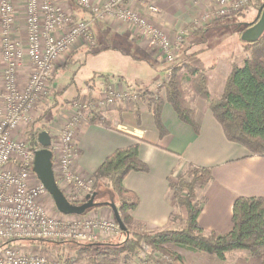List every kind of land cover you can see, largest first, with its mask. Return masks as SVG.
<instances>
[{"label": "crops", "instance_id": "0c3cea01", "mask_svg": "<svg viewBox=\"0 0 264 264\" xmlns=\"http://www.w3.org/2000/svg\"><path fill=\"white\" fill-rule=\"evenodd\" d=\"M88 1L96 5L107 0ZM256 1L249 0L250 5L239 14L224 19L215 18L216 7L210 0L126 2L123 5L124 8L144 15L148 23L161 30L170 41L173 42L177 35H181L176 59L174 63L167 64L155 57V50L130 25L111 17L96 20L88 10L78 7L76 0H55L57 6L64 12L89 22L94 46L88 48L79 43L73 48L74 51L70 57L72 66L68 71L65 70L66 68H61L62 70L56 73L54 88L59 87L60 91H65L70 86L69 90L63 92L64 95L70 94L72 82L64 80L69 77L76 81L77 90L80 91L76 92L74 97L79 95L89 107L85 117L87 116L88 119L91 117L90 113H95L107 124V126L91 125L86 120L75 131L74 140L77 150L73 165L74 172L81 179L86 180L93 176L97 168L113 152L138 144L139 159L147 166L148 171L129 173L123 181L124 189L137 199V206L131 212V218L137 225L136 231L153 234L179 228L176 224L168 223L174 208L168 180L175 181L186 171L188 165L211 169V180L205 186L196 188V195L201 200V213L197 224L205 235L212 232L224 235L231 230L232 206L237 198L258 197L264 200V157L251 156L243 147L228 142L220 125L203 101L198 98L191 100L195 112L194 121L199 128L198 134L180 122L172 107L165 104L160 114L161 122L167 131V135L163 138L159 137L147 106V101L153 95L163 92V90H155V83L165 79L168 73L172 77L171 68L182 64L195 66L204 71L210 94L216 97L221 96L232 65L235 64L239 68L243 65L245 54L240 36L255 22L258 11ZM12 2L16 12L12 38L19 41L24 33L25 0H12ZM150 4L156 5L159 9L157 15L148 13L147 7ZM107 45L116 51L124 49L127 55L133 57L135 60L133 66L139 72L137 80L141 88H131L125 80L111 79L107 74L96 72L93 76L85 74L81 78V73L74 71V69L81 71L82 63L85 64L84 53H94L101 47L105 49ZM235 52L239 55L234 56ZM143 63L154 67L153 70L159 65L163 71L160 78L150 80ZM57 67L60 68V66ZM30 69L31 65L28 63H24L20 68V86L23 87L24 77L31 72ZM2 70L0 50V90ZM60 71L62 73L58 74ZM70 74L74 76L71 77ZM89 81V87L86 88L85 83ZM108 88L115 91L135 92L137 98L131 104L123 106L106 105L103 99ZM88 98L93 99V102L88 104ZM49 137L53 160L56 145L53 137L50 135ZM180 213L184 220L185 211L181 210ZM76 218L97 221L114 220L113 212L109 207L93 209L81 217L64 216L66 220ZM121 236L122 234L115 237L107 236L100 238V242L116 240Z\"/></svg>", "mask_w": 264, "mask_h": 264}, {"label": "built area", "instance_id": "2783aa9c", "mask_svg": "<svg viewBox=\"0 0 264 264\" xmlns=\"http://www.w3.org/2000/svg\"><path fill=\"white\" fill-rule=\"evenodd\" d=\"M128 1L135 0H107L96 5L88 0H76V4L88 10L96 20L111 17L130 25L155 50L157 59L167 64L174 63L181 35H177L173 42L170 41L161 30L148 23L144 15L124 8L123 5ZM210 1L216 7V19L235 16L250 5L249 0ZM147 11L152 15L159 13L153 4L148 5ZM15 13L12 0H0V50L3 65L0 90V264H62L61 260H50L36 253L34 245L30 243H97L101 241L100 238L118 236L120 229L114 220H66L62 215L53 218L44 206L47 192L32 171L34 152L38 148H30L17 135H20V124L46 94L57 61L67 57L79 43L88 48L93 47V33L88 21L64 12L55 0H25L23 27L26 43L23 45L12 38ZM24 59L29 61L32 71L26 84L21 87L19 69ZM170 78L171 74L168 73L165 79L155 83V89L167 84ZM105 94L103 102L109 106L122 105L136 99L135 92L129 90L115 91L108 88ZM73 108L77 111L66 127L67 130L60 135L57 170L54 168L56 159L52 160L57 186L61 184L68 187L69 192L72 189L83 190L85 186V180L73 168L77 150L73 128L84 119L82 112H88L89 107L81 103L73 105ZM60 190L69 201L63 189ZM17 242H28L29 249L16 246ZM138 250L135 255L140 264H151L158 260L156 253H151L144 243Z\"/></svg>", "mask_w": 264, "mask_h": 264}, {"label": "trees", "instance_id": "16d2710c", "mask_svg": "<svg viewBox=\"0 0 264 264\" xmlns=\"http://www.w3.org/2000/svg\"><path fill=\"white\" fill-rule=\"evenodd\" d=\"M264 0H257V10ZM245 59L242 67L232 65L221 96H212L207 87L204 71L186 65L171 68L172 77L161 89L164 97H151L147 106L152 114L154 126L160 138L167 135L160 114L163 106L169 104L180 122L189 126L195 134L199 128L194 121V110L189 98H198L206 104L213 118L220 125L224 137L230 143L243 147L251 156L264 157V34L253 44L243 43ZM186 86V87H185ZM93 99L88 100V104ZM88 124L107 126L104 119L90 113ZM40 132L30 131L28 143L38 148L37 136ZM139 145L118 149L109 155L94 172L92 179L96 190L95 203L101 207L114 204L125 231L122 243L97 242L75 244V259H66L62 264H118L121 254L131 256L144 243L151 250L165 251L175 247L190 253L207 254L218 261H224L227 254L235 251L247 252L257 264H264V200L258 197H240L232 206L231 230L224 235L212 232L205 235L197 224L201 207L196 201V188L205 186L211 180V169L188 165L186 171L175 181L168 180V188L173 195L174 208L168 223L178 224L177 230H165L153 234L132 231L135 225L131 212L137 206V199L123 187L129 173H146L148 168L138 156ZM98 189V190H97ZM99 207V208H101ZM181 210L186 218H181ZM87 211L84 215H86ZM83 215V216H84ZM43 245L42 242H31ZM66 243H55L64 245ZM174 264H181L178 254L170 253ZM125 258L122 263H127Z\"/></svg>", "mask_w": 264, "mask_h": 264}, {"label": "rangeland", "instance_id": "374dc122", "mask_svg": "<svg viewBox=\"0 0 264 264\" xmlns=\"http://www.w3.org/2000/svg\"><path fill=\"white\" fill-rule=\"evenodd\" d=\"M19 41L23 45L26 43V31H25V29H24L23 36L20 37ZM73 51H74V49L71 50L70 54H68L67 57H65V58L62 57V59H59L57 61V63L54 66L53 80H50V82L48 83L46 94L38 100L34 109L28 113L26 120L20 124L18 133L20 135L21 134H23V135H21V136L17 135L18 139L21 141H25L28 146H29L28 135H29L30 131H33V132L45 131L51 137H53L54 144L56 145L55 146L56 162L54 165V168L56 170H57V161H58V158L60 156L59 150H58V148L60 146V135L63 131L67 130L68 124L71 122L72 117L75 115V112L78 109V107H77V109L75 110L73 108V105L76 104L78 106L81 103H86L85 101H83V99H80L79 95L74 97V94L76 92L79 93L80 90H77L78 86L76 87V85H77L76 81H73L69 77H68V79L66 78L64 81L72 82L70 94L64 95L65 91L69 90L70 86H68L65 91H60L59 87L54 88V83L56 82V77H57L56 73L61 68H63V69L66 68L65 70H67V71L71 68L72 60L70 59V57L73 54ZM177 51H178V47H177ZM234 54H235L234 56L239 55V53L237 54L236 52ZM175 58H176V55H175ZM83 59L85 61V64L82 63L81 71L74 69V71H76V73L78 71H79V73H81L80 74L81 78L84 77L85 74L93 76L96 72H99V73H102L104 75H106V74L109 75V78H111V79H113V78L119 79V80L123 79L126 81L128 86L131 88L133 87V88L138 89V88L142 87L137 80V76H138L139 72H138L137 68H135L133 66L135 60L133 59V57L131 55H127V53L124 49H121L120 51H116V50L110 49V47L107 45L105 47V49L103 47H101V49H97V51L94 53H90V54L84 53ZM24 63H28L30 65V63L27 59L23 60V65H24ZM57 66H60V68ZM143 66L146 69L145 71H146L148 77L151 78L150 80H153L154 78L159 79L163 73V71L161 70V67L159 65L155 68V70H153L154 67H150L147 64L143 63ZM180 67H181V69H183V71H186V68L185 69L183 68V67H186V65L182 64ZM193 67L196 68L195 66H193ZM30 70L32 71V67ZM30 73L27 75V77H24L23 86L26 84V82L30 76ZM60 73H62V72L60 71L58 74H60ZM74 74H72V75L70 74L71 77H73ZM52 83H53V85H52ZM89 83H90V81L85 83L86 88L89 87ZM56 84H58V82ZM57 86H59V85H57ZM158 90L160 91L163 89L160 88ZM164 95H165V92L163 90L162 94H160V92H158L157 94L153 95L152 98L156 97V96L164 97ZM192 98H194V97H192V95H191L189 100L191 101ZM131 102H127L125 104H131ZM123 105L124 104H122L120 106H123ZM86 113L87 112H82L84 119L80 120L79 123L73 128L74 136L76 133L75 131H77L79 126L86 122V120H87V116L85 117ZM60 121H62V123ZM147 140H149L148 137H147ZM73 145H74V142H73ZM30 148H32V147H30ZM33 148H36V147H33ZM75 148H76V146H75ZM176 157H178V156H176ZM179 158H180V156H179ZM56 176H58L57 171H56ZM84 184H85L84 189L79 190V191L72 189L69 192L68 187H65L61 184H58V187H59V189H61V188L63 189L64 194H66L68 196L70 202H73L74 204L79 205V204L84 202L86 195H89L96 190L95 182L92 179V176L90 178L88 177V179L84 181ZM195 195H196V191H195ZM196 201H198L199 204L201 202V200L198 198L197 195H196ZM44 206L46 208V211L50 215H52L53 218H60V214L56 211L54 204H53V201L48 194L46 196ZM176 225L178 226V224H176ZM129 228L132 231L137 230V225H130ZM141 232H144V231H141ZM121 233L122 232L120 231V234ZM124 239H125V237H124V235H122L121 237H119L116 240H108V241L109 242L112 241L111 243L118 244V243H122ZM104 242H107V241H104ZM42 243H44V242H42ZM75 244H77V243L67 242L64 245H55V244H50V243H44L43 245H34L33 247L36 249L35 250L36 253H41V254L45 255L50 260L57 259V260L64 261L66 259H75L76 254H75L74 249L72 248L73 245H75ZM15 245L19 246L23 249H29L28 248V245H29L28 242H17V243H15ZM138 251L139 250H137V252ZM135 253L131 256V259L129 258L130 257L129 255L121 254L120 256H118V262L119 263L123 262V260H125V258H127L128 264H140L139 260L136 259ZM153 253H156L155 255H156L158 260L154 261V263H151V264H174L172 257L170 256V253H175V254L179 253L178 255L182 259L181 264H257V262L255 260H253L251 258V256L245 251H235V252L229 253L226 255L224 261H218L215 257L209 256L207 254L190 253L188 251L180 250V249H177L175 247H170V246L166 247L165 251H155ZM80 264H85V262H81Z\"/></svg>", "mask_w": 264, "mask_h": 264}, {"label": "water", "instance_id": "95a60500", "mask_svg": "<svg viewBox=\"0 0 264 264\" xmlns=\"http://www.w3.org/2000/svg\"><path fill=\"white\" fill-rule=\"evenodd\" d=\"M264 34V5L258 11L254 24H251L240 36V41L247 44L256 43ZM38 149L34 152L32 162V171L37 180L44 187L47 194L51 197L56 211L62 216H83L87 211L101 207L95 203V194L85 197L81 204L70 203L62 191L57 186L52 171V152L50 151L51 139L47 132L42 131L37 136ZM109 207L114 216V221L118 225L121 232L125 231L121 223L117 209L114 204L106 205Z\"/></svg>", "mask_w": 264, "mask_h": 264}]
</instances>
